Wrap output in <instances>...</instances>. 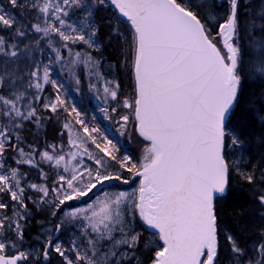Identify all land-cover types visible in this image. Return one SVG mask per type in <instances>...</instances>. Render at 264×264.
I'll list each match as a JSON object with an SVG mask.
<instances>
[{
    "label": "snow or ice",
    "instance_id": "1",
    "mask_svg": "<svg viewBox=\"0 0 264 264\" xmlns=\"http://www.w3.org/2000/svg\"><path fill=\"white\" fill-rule=\"evenodd\" d=\"M7 4L14 11L0 4V264H143L141 249L148 264H264V161L251 154L253 144L264 147V92L245 101L246 84L264 83V10L250 13L251 0ZM109 5L118 15L106 20L107 39L120 41L121 56L125 46L132 54L131 99L101 71L96 13ZM57 69L77 92L81 77L88 81L104 118L118 117L120 135L134 126L146 142L139 163L68 103ZM243 111L260 136L238 122ZM53 121L54 141L41 148L25 139L46 137ZM137 177L132 193L104 189ZM244 184L261 221L254 234L221 219L220 206ZM68 228L76 235L65 245ZM144 232L151 239L142 245Z\"/></svg>",
    "mask_w": 264,
    "mask_h": 264
},
{
    "label": "trees",
    "instance_id": "2",
    "mask_svg": "<svg viewBox=\"0 0 264 264\" xmlns=\"http://www.w3.org/2000/svg\"><path fill=\"white\" fill-rule=\"evenodd\" d=\"M0 4H4L8 11H14L8 4L7 0H0ZM117 16V13L115 10L109 5L105 8H101L96 13V19L100 23L101 27V33L99 36V41L104 45L102 49L103 53V64L102 67H108L109 65H113L114 70V78L118 80L121 86V98H129L131 99L134 96V86H133V80H132V68H131V60H132V54L131 50L128 49L125 46V52L123 56H121L120 48L121 44L119 40H116L113 38L111 42L108 41L107 36L109 32V25L106 23V20L109 17L113 18V21L115 20V17ZM125 35L130 39L131 37V29H127ZM94 56H100L101 53L94 52ZM127 59L125 58V56ZM115 57H121V61L124 60L127 62V65H129L128 71H124L120 68V64L116 63V60H113ZM120 61V63H121ZM55 78L58 80H62L66 83V85L69 88L68 91V103L69 104H75L77 108L82 113V118L89 122L93 126H98L102 133L107 134L109 138L113 140L114 143L117 144V147L120 149V154H128L132 157L134 161L139 163V160L141 159L143 155V148L146 145L145 142H143L135 132L134 126L130 123L128 126V132L124 135H120V133L117 131L118 125L114 122L115 119L118 117H113V119H105L104 114L100 111L101 107L106 106L102 100L97 99L96 96L92 93V91L89 89L87 82L84 78H82V83L79 86V91H75V86L71 84L68 81V78L66 75H62L59 72V69L56 70L54 73ZM262 92H264V86L260 85L258 82H249L245 86V101L249 98L251 99H259ZM121 113H127V109H120ZM63 118L61 117V120ZM237 120L238 122L240 120L245 121L248 125H250V128L248 129L251 135L253 136H260L262 134L261 131V125L253 118V115L251 112L243 111L237 113ZM58 124L53 121L48 123L47 128V136L40 135L38 138L34 137L31 133L25 134V139L31 143L35 140L38 147L43 146L44 140L47 139L49 142L54 141L56 136V130H57ZM78 127V126H77ZM27 150V149H26ZM251 154L253 159L255 158L257 160V164L259 163V160L264 161V147H261L258 144H253L251 146ZM25 169H27V166H24ZM29 179L32 181H37L38 177L35 174L34 170H31ZM235 182V181H234ZM109 187L115 188V189H132L135 187H138V179L131 181L129 184H123L119 182L108 184ZM251 192V186L249 185H242L239 188H236L233 192V194L229 197V199L224 202L220 206L221 211V219L222 221L229 227H235L236 223L239 221L241 223H244L248 226L249 231H253L254 229L249 228L253 225L254 222H252V219L248 215L254 213L257 208V204L254 199L250 196ZM75 204V202H73ZM243 210V215H240V211ZM60 215L59 213L57 214ZM36 219H43V217H36L31 222V228L29 232V239L28 243L32 244L33 241L31 240L30 236L34 234L37 230L36 225ZM137 226L138 230L142 227V223L137 219ZM67 229L62 233L61 239L64 241V244L67 245L70 240L67 238ZM145 239H151L148 236L147 232H144L141 236V244L143 245V242ZM153 245L160 243L158 240L152 241ZM138 255L142 258L143 264H148V257L149 253L143 251L142 249L138 251ZM53 264H59L57 260H53Z\"/></svg>",
    "mask_w": 264,
    "mask_h": 264
},
{
    "label": "rangeland",
    "instance_id": "3",
    "mask_svg": "<svg viewBox=\"0 0 264 264\" xmlns=\"http://www.w3.org/2000/svg\"><path fill=\"white\" fill-rule=\"evenodd\" d=\"M194 1V3H197V2H199V0H193ZM264 1V0H263ZM207 10L206 9H203V10H201V14L202 15H204L205 14V12H206ZM217 12H218V16H217V19L219 20L221 17H222V15H223V11L222 10H217ZM213 30L215 31V28H213ZM77 50H82L80 47H77ZM125 56V58L127 59V57H126V55H124ZM113 60H116V63H117V57H115ZM120 64V68L122 69V70H124V71H128V69L127 68H129V65H127V62L126 61H124V60H122L121 61V63H119ZM131 68H132V66H131ZM132 70V69H131ZM101 71L104 73V75L108 78V79H112V78H114V71L112 72V74L110 75L109 74V67H102L101 66ZM82 78H84L83 76L81 77V79ZM85 79V78H84ZM86 80V79H85ZM132 80H133V86H134V76H133V74H132ZM86 82H87V85H88V81L86 80ZM260 85H263L264 86V83H260V82H258ZM89 87V86H88ZM92 91V90H91ZM92 93L96 96V94H95V92L94 91H92ZM87 163H90L89 161H86ZM108 185V184H107ZM137 187H135V188H128V189H115V188H111V187H109V186H104V189L106 190V191H108L109 192V194H114V193H118V192H120V191H124V192H127V193H132L135 189H136ZM97 195H102V193H97ZM92 199H95L94 197L92 198ZM86 201H84V202H80V204L82 205V204H84ZM87 202H90V201H87ZM86 202V203H87ZM76 203V202H75Z\"/></svg>",
    "mask_w": 264,
    "mask_h": 264
},
{
    "label": "bare ground",
    "instance_id": "4",
    "mask_svg": "<svg viewBox=\"0 0 264 264\" xmlns=\"http://www.w3.org/2000/svg\"><path fill=\"white\" fill-rule=\"evenodd\" d=\"M193 3H194V1H193ZM225 8H226V5H225ZM218 10H222L224 12L225 9L222 8V9H218ZM261 10H264V1L263 0H251V8L248 9V11L250 13H253L254 14L257 11H261ZM262 161H263L262 159L259 160V163H261ZM256 162H257V160L254 158L253 159V163H256ZM256 210H257V208H256ZM249 213L250 212H248V215L252 219V222H254L253 225L251 227H249V228L254 229L253 231H250V232H253V234H254L255 229L261 226V221L259 220V218H258V216L256 214V211H254V213L251 212V214H249ZM67 234H68L67 235V238L70 240L72 238V236L76 235V231H74L72 228H68L67 229Z\"/></svg>",
    "mask_w": 264,
    "mask_h": 264
},
{
    "label": "water",
    "instance_id": "5",
    "mask_svg": "<svg viewBox=\"0 0 264 264\" xmlns=\"http://www.w3.org/2000/svg\"><path fill=\"white\" fill-rule=\"evenodd\" d=\"M115 9V8H114ZM116 10V9H115ZM117 11V10H116ZM138 134V133H137ZM139 136V135H138ZM141 138V137H140ZM142 139V138H141ZM137 178H139V177H137Z\"/></svg>",
    "mask_w": 264,
    "mask_h": 264
}]
</instances>
